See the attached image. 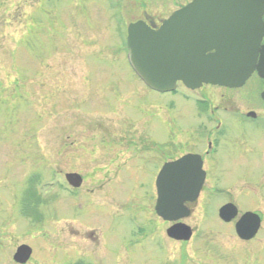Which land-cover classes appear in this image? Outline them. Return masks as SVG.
Segmentation results:
<instances>
[{"label":"rangeland","instance_id":"obj_1","mask_svg":"<svg viewBox=\"0 0 264 264\" xmlns=\"http://www.w3.org/2000/svg\"><path fill=\"white\" fill-rule=\"evenodd\" d=\"M136 1L142 0H0V264H16L20 244L36 245L28 264H62L64 215L87 237L93 226L76 203L84 199L86 210L100 197L118 201V237L104 261L110 264L119 241L116 264H160L152 241L130 235V217L155 218L163 159L190 149L204 154L207 144L196 142L217 133L208 137L181 89L159 95L134 73L125 45L127 26L141 14ZM153 1L173 7L190 0ZM262 90L255 74L239 89L207 88L212 101L225 94L246 110L259 105ZM220 117L205 185L183 220L194 237L168 241L166 264H264V117ZM67 173L83 178L74 199ZM227 203L237 206L238 218L248 211L261 216L255 239L237 237L238 218L221 221ZM83 243L98 261L99 250Z\"/></svg>","mask_w":264,"mask_h":264},{"label":"water","instance_id":"obj_2","mask_svg":"<svg viewBox=\"0 0 264 264\" xmlns=\"http://www.w3.org/2000/svg\"><path fill=\"white\" fill-rule=\"evenodd\" d=\"M264 0H193L176 11L158 29L139 21L128 27V58L136 74L153 90L171 92L182 82L190 89L202 85L240 88L257 72L264 80ZM261 98L264 100V90ZM71 186L79 188L82 176L66 175ZM206 181L200 155L188 154L166 163L156 180L155 211L168 222L190 216L188 203L198 200ZM239 215L228 203L219 218L229 223ZM242 240L254 238L261 218L244 213L236 223ZM169 237L189 241L192 229L177 223L167 231ZM32 250L22 246L14 259L25 263Z\"/></svg>","mask_w":264,"mask_h":264},{"label":"flooded vegetation","instance_id":"obj_3","mask_svg":"<svg viewBox=\"0 0 264 264\" xmlns=\"http://www.w3.org/2000/svg\"><path fill=\"white\" fill-rule=\"evenodd\" d=\"M191 1L192 0H190L189 2H191ZM189 2L181 3L180 5H177V6H176L177 3H174L172 5L173 7H170V6H168V4L163 3V1H159V2L158 1L156 2L153 0L136 1L138 8L141 9V14L132 23L142 21L146 25L151 27L152 29L158 30L162 26L163 22L166 19H168L176 11L184 8ZM263 21H264V15H263ZM132 23H130V24H132ZM128 26H127V29H128ZM263 45H264V38H263L261 46H263ZM255 75L263 83V88H264V81L262 79H260L256 73H255ZM144 87L147 88L148 91L151 90L146 85H144ZM210 87L224 89L225 91L235 90V89H229V88H223V87L211 86V85H203L201 88H199L197 90H190V89L186 88L182 83H180L178 85V88H180L182 90L183 95L186 98L192 99L191 104H193V105H191V108L195 112V115L197 117H200V119H203V121L205 122V125L207 126V130H208V137L210 138V136L217 133V135L214 136L216 138L213 140L212 139L206 140L205 138H202L198 142H196L195 145H197V146L200 145L201 143H202V145L203 144L205 145V143L207 144L208 150L204 154L198 152L195 149H190L189 151H187L186 153H184L180 156H172V157H169L167 159H163L164 162L162 163V166H161L159 171H161V169L163 168V166L166 163L176 161V160H178V159H180L183 156L188 155V154L200 155L202 160H203V168L205 170L207 156H210L211 158L215 156L217 148H218L219 143H220L219 137L222 136L221 132L223 131V129H222V126H223L222 120L223 119L220 117V115H232L235 117L240 116V117H244V118L249 119V120H257L259 118L264 117V101L262 99H261L258 106H253L252 108L250 107L246 110L244 108H241V106L238 105V103H236L235 101L231 100V98L228 99L227 97H225V94L220 96L218 102L212 101L211 96H210L209 92L207 91V88H210ZM262 91H261V93H262ZM153 92H156V91H153ZM157 93H159V92H157ZM261 93H260V98H261ZM169 94L176 95V93H169ZM169 94L159 93V95H169ZM214 122H215V124H217L215 126V128L213 126ZM200 141H201V143H199ZM164 146L165 145H163V144L160 146V151H162L164 149ZM199 147H201V146H199ZM210 150H211V153H210ZM159 160H161L160 156H159ZM159 160H157V161H159ZM206 173H207V171H206ZM155 183H156V181H155ZM67 184H68L67 185L68 189L67 188L66 189L68 190L67 193H69L68 198H71V199L76 198V196L71 195V193L79 192L81 187L76 189V188H72L68 182H67ZM82 184H83V181H82ZM149 198L150 197H148V199ZM151 198H152V196H151ZM83 200L84 199H82V202L76 203V205L78 206L77 208L79 210L83 211V213L81 214V217H84L85 220H89V222L91 223V225L93 227L90 230H88L89 231V235L87 236L88 238L86 237V235L81 236L80 233L78 234V230H77V227L75 226V223H73L74 219L69 217L70 216L69 213H66L64 215V221H65V225H66L64 232L68 236H67L66 240L64 241V244L66 246V248H65L66 258H65V261L63 260L62 264H98V263L99 264H107V262L104 261V258H106V254L108 253V249L110 248V244L112 243V241H114L112 237L114 236L115 241H116V237H118V231H117V229H118V218H117L118 201L114 197H110V198L100 197V198L96 199V202L92 203L90 208H87L89 210H87V209L85 210V208L83 207V203H84ZM156 201H157V192H156V198H155V205H156ZM196 202H194V203H196ZM190 204H193V203H188L187 204L188 208H190L189 207ZM155 205H154V215H155L154 217L155 218H153L152 220L141 219V217H138L135 214L131 215L130 219H131V224L133 226V229H131L130 235H133L134 233L139 234V235L144 234L143 238L148 240L149 244H150V241H152L154 248L159 249L162 252L160 264H166V259H165L166 243L168 241L174 242V243L175 242L176 243L177 242L178 243L183 242L180 240L170 238L167 234L168 228L177 224V223H184L183 222L184 219L177 221V222H167L157 215V213L155 211ZM67 209H69V210L72 209L70 202L68 203V205L66 207V210ZM96 210L100 211L99 214H97L95 212ZM87 214H90V215H87ZM25 216L27 218H30L31 221H39L38 216H31L29 214H25ZM167 224L169 226H167ZM74 227H76V228H74ZM97 230L100 232V234L96 233ZM51 231L52 230H50V232ZM193 235H194V231H193ZM193 235H192V237H194ZM48 238L50 239V236ZM255 238L256 237H254L253 239H255ZM73 239H78V240H76V242H73L74 243L73 244L72 243ZM252 240H250V241H252ZM87 241H89L91 244H93L97 248V250H99L100 256L98 258V261H95V259L89 258L88 254L84 252L85 243H83V242H87ZM118 242L116 244L117 249H115V251L112 254V261H110V264H116V258H117V253H118ZM243 242H248V241H243ZM1 243H2V238H1ZM49 244L53 245V243L51 241H49ZM34 245H29V244L17 245V249H16L15 254L17 253V250L22 246L29 247L32 250V253H31V256L29 257V259L25 263L17 262L14 259V256H15V254H14L13 260L15 261V263L16 264H28L30 262L32 256L34 257V255H36ZM91 247H92V245H91ZM53 255H54V257L56 256V254H53Z\"/></svg>","mask_w":264,"mask_h":264},{"label":"bare ground","instance_id":"obj_4","mask_svg":"<svg viewBox=\"0 0 264 264\" xmlns=\"http://www.w3.org/2000/svg\"><path fill=\"white\" fill-rule=\"evenodd\" d=\"M248 81H249V80H248ZM248 81H247V82H248Z\"/></svg>","mask_w":264,"mask_h":264}]
</instances>
